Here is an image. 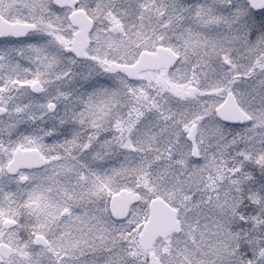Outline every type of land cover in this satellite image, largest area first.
<instances>
[{"label": "snow or ice", "instance_id": "obj_1", "mask_svg": "<svg viewBox=\"0 0 264 264\" xmlns=\"http://www.w3.org/2000/svg\"><path fill=\"white\" fill-rule=\"evenodd\" d=\"M0 264H264V0H0Z\"/></svg>", "mask_w": 264, "mask_h": 264}]
</instances>
